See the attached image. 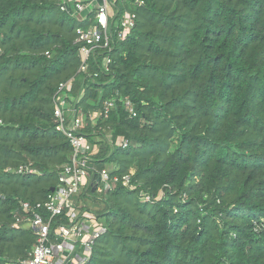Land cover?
<instances>
[{
	"label": "trees",
	"instance_id": "16d2710c",
	"mask_svg": "<svg viewBox=\"0 0 264 264\" xmlns=\"http://www.w3.org/2000/svg\"><path fill=\"white\" fill-rule=\"evenodd\" d=\"M140 1L107 74L104 56L79 72L59 0H0V264L33 250L21 205L46 200L72 162L54 116L69 82L91 175L135 170L105 199L90 185L77 196L80 217L107 229L86 264H264V0Z\"/></svg>",
	"mask_w": 264,
	"mask_h": 264
},
{
	"label": "built area",
	"instance_id": "2783aa9c",
	"mask_svg": "<svg viewBox=\"0 0 264 264\" xmlns=\"http://www.w3.org/2000/svg\"><path fill=\"white\" fill-rule=\"evenodd\" d=\"M139 4L140 0L136 3L128 0H59L61 11L77 23L75 43L79 45V72H88L90 60L104 56L102 72L110 73L113 63L111 53L117 43L125 41L137 25V14L127 7ZM46 55L50 57L49 53ZM69 88L70 82L60 84L55 97L54 116L57 131L67 137L73 148L72 162L61 171L54 192L46 200L35 204L22 203L24 217L17 218L16 226L26 225L31 228L36 236V244L28 257L19 264H86L95 242L107 231L91 214L86 213L83 218L80 217L77 196L81 189L92 182L94 149L80 133L84 127V116L70 105L65 95ZM113 107V100L106 102L103 113H94L91 119L102 115L107 118ZM127 107L131 117H136L129 101ZM129 145V140L121 142L123 148ZM12 172L20 175L38 174L29 166H20ZM98 174L100 180L96 193L105 199L119 185L130 186L135 170L123 176L113 175L112 170L108 169ZM145 199L149 201L150 197L145 196ZM65 215L70 224L63 222ZM79 247L83 249L82 262L74 258Z\"/></svg>",
	"mask_w": 264,
	"mask_h": 264
},
{
	"label": "rangeland",
	"instance_id": "374dc122",
	"mask_svg": "<svg viewBox=\"0 0 264 264\" xmlns=\"http://www.w3.org/2000/svg\"><path fill=\"white\" fill-rule=\"evenodd\" d=\"M107 169H108V170H112L113 167H112V166H109ZM81 191H82V189H81ZM81 191H80V192H81ZM80 206H81V204H80ZM100 207H101L100 204H94V205H92V209H93V210H96V209L98 210V209H100ZM78 212H79V211H78ZM88 214L90 215V213H88ZM74 258H76L78 262H82L83 259H84V254H83V252H82V253L77 252V254L74 256Z\"/></svg>",
	"mask_w": 264,
	"mask_h": 264
},
{
	"label": "water",
	"instance_id": "95a60500",
	"mask_svg": "<svg viewBox=\"0 0 264 264\" xmlns=\"http://www.w3.org/2000/svg\"><path fill=\"white\" fill-rule=\"evenodd\" d=\"M99 180H100V176H99V174H95V175L93 176V178H92V182H91L90 186H91V188H92V193H93V194L96 193V190H97V184H98ZM54 190H55V189L52 188V189H51V192H54Z\"/></svg>",
	"mask_w": 264,
	"mask_h": 264
},
{
	"label": "crops",
	"instance_id": "0c3cea01",
	"mask_svg": "<svg viewBox=\"0 0 264 264\" xmlns=\"http://www.w3.org/2000/svg\"><path fill=\"white\" fill-rule=\"evenodd\" d=\"M77 252L82 253L83 249L81 247H79Z\"/></svg>",
	"mask_w": 264,
	"mask_h": 264
}]
</instances>
